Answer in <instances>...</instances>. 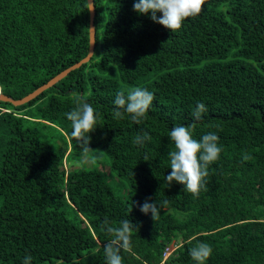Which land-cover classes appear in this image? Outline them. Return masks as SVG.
Here are the masks:
<instances>
[{"label": "trees", "instance_id": "trees-1", "mask_svg": "<svg viewBox=\"0 0 264 264\" xmlns=\"http://www.w3.org/2000/svg\"><path fill=\"white\" fill-rule=\"evenodd\" d=\"M93 1L90 59L24 104L0 100V264L25 253L32 264H107L103 222L125 216L138 231L124 264H197L198 241L212 245L204 264H264V0H204L172 31L134 11V0ZM89 15L87 0H0L1 92L21 98L84 58ZM112 67L115 77L97 73ZM137 86L155 93L146 117L114 118L116 93ZM78 94L99 110L89 147L127 180L126 200L101 171L71 162L82 149L65 114ZM198 101L208 105L201 120ZM176 124L196 138L215 131L223 145L198 196L165 179ZM48 126L64 132L62 144L42 139ZM144 132L141 147L134 137ZM146 199L169 203L153 219L140 211Z\"/></svg>", "mask_w": 264, "mask_h": 264}, {"label": "clouds", "instance_id": "clouds-1", "mask_svg": "<svg viewBox=\"0 0 264 264\" xmlns=\"http://www.w3.org/2000/svg\"><path fill=\"white\" fill-rule=\"evenodd\" d=\"M203 4L204 0H134L133 9L172 31L180 29L186 18L198 15ZM92 7L93 4L88 2V9ZM154 99L155 93L143 86H137L127 93L117 92L113 100L114 118L122 119L128 115L132 121L139 122L148 114ZM73 103L74 107L65 114L71 121L70 136L76 138L87 160V154L93 150L89 147L90 133L99 125L100 113L83 95H76ZM207 111L208 105L198 101L193 109V116L196 120H201ZM168 136L174 144L173 150L168 152L171 168V172L165 176L168 186L175 181L186 191L198 196L201 189L206 187L209 165L219 160L223 151L219 135L215 131H209L196 138L191 125L176 124L170 128ZM150 139V133L144 132L134 137V143L142 147ZM148 159L145 155L144 160ZM243 159L247 160L249 156L245 154ZM168 203V200L158 202L146 199L140 205V211L145 214L150 212L154 219ZM103 223L105 230L111 234V238L102 244L107 264H124L121 250L132 252V235L138 231L137 226L126 216L119 221L118 226H112L107 218ZM212 251L210 243L198 241L190 249V255L197 264H204ZM32 261L33 256L25 253L21 264H32Z\"/></svg>", "mask_w": 264, "mask_h": 264}, {"label": "rangeland", "instance_id": "rangeland-1", "mask_svg": "<svg viewBox=\"0 0 264 264\" xmlns=\"http://www.w3.org/2000/svg\"><path fill=\"white\" fill-rule=\"evenodd\" d=\"M103 76H110L115 77L117 76L118 72L115 70V67L108 68L105 72H97ZM127 89V87H126ZM64 132L57 128L56 126H48L44 128V135L42 139L52 144H62L63 138L66 135H63ZM93 149L87 154L88 159L85 160L84 153H75L71 156V162L75 167H83L86 169H93L96 168L101 171L104 176L107 178L110 186L112 187L113 191L122 199L126 200L130 198L134 191L129 186L127 180L124 178L119 177L115 172L111 173L110 168V158L109 156L99 148H91ZM66 165V164H65ZM111 174V175H110ZM0 205H1V197H0ZM176 247V244H172L169 247ZM173 250V249H172ZM171 250V251H172ZM168 253H166V256ZM41 264H48V261H44Z\"/></svg>", "mask_w": 264, "mask_h": 264}, {"label": "water", "instance_id": "water-1", "mask_svg": "<svg viewBox=\"0 0 264 264\" xmlns=\"http://www.w3.org/2000/svg\"><path fill=\"white\" fill-rule=\"evenodd\" d=\"M88 2L92 3L93 7L89 10V14H90L89 15L90 16V22H89V49H88L87 55L84 58H82L81 60L77 61L76 63L70 65L69 67H67L65 69H63L58 74H56L55 76L50 78L47 82H45L44 84L38 86L37 88H35L34 90H32L31 92H29L28 94H26L25 96H23L21 98L14 99V98L2 93L1 90H0V100L1 101H8V102L12 103L15 106L24 104V103L32 100L33 98H35L37 95H39L41 92H43L47 88H49L52 85H54L57 81H59L64 76H66L71 70H74V69L80 67L83 63L87 62L90 59V57L92 56V54L94 52L96 29H95V26H94V15H95L94 1L93 0H87V3Z\"/></svg>", "mask_w": 264, "mask_h": 264}, {"label": "built area", "instance_id": "built-area-1", "mask_svg": "<svg viewBox=\"0 0 264 264\" xmlns=\"http://www.w3.org/2000/svg\"><path fill=\"white\" fill-rule=\"evenodd\" d=\"M175 248V246H173V247H168V249L165 251V253H164V259L170 254V252H171V250L172 249H174ZM166 253H168V255L166 256Z\"/></svg>", "mask_w": 264, "mask_h": 264}]
</instances>
